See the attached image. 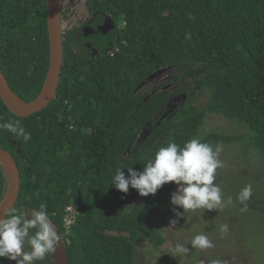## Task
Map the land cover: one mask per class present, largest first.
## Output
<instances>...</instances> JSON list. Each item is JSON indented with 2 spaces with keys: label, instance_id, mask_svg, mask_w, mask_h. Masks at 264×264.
Listing matches in <instances>:
<instances>
[{
  "label": "trees",
  "instance_id": "16d2710c",
  "mask_svg": "<svg viewBox=\"0 0 264 264\" xmlns=\"http://www.w3.org/2000/svg\"><path fill=\"white\" fill-rule=\"evenodd\" d=\"M73 1L62 0L66 29L55 98L23 118L0 97V123L18 120L31 133L25 142L0 130V149L20 172L13 209L30 213L45 204L69 264H139L142 241L164 242V208L176 184L154 195L131 187L123 193L110 184L116 168L126 176L128 167L142 171L169 141H234L200 137L209 114L241 123L264 159V0H82L83 27L68 21ZM107 22L114 29L100 47L92 45L85 28ZM49 61L46 0H0V68L26 103L40 95ZM161 76L163 83L144 89ZM172 84L182 87L169 93ZM201 92L207 97L200 107ZM174 95L181 102H172ZM6 187L0 164V203ZM68 206L78 215L66 231ZM0 264L16 262L0 258ZM35 264L55 262L49 254Z\"/></svg>",
  "mask_w": 264,
  "mask_h": 264
},
{
  "label": "rangeland",
  "instance_id": "374dc122",
  "mask_svg": "<svg viewBox=\"0 0 264 264\" xmlns=\"http://www.w3.org/2000/svg\"><path fill=\"white\" fill-rule=\"evenodd\" d=\"M68 1V0H67ZM68 21L70 25L83 26L87 17L82 0L68 5ZM63 26V30H65ZM166 76L152 80L145 86L149 91L154 85L163 83ZM182 85H169L168 92L175 94ZM172 102H181L179 95H174ZM207 93L201 92L196 97V104L202 106ZM200 137L207 134L232 137L234 141L221 143L222 151L219 160L223 164L217 169L215 183L220 186L223 198L232 197L233 203L223 210L197 209L189 210L181 217L176 211L183 213L179 206L170 202L164 208V242L159 247L142 241L137 246L139 264H213L220 260L223 264H264V159L250 145V136L246 128L238 122L228 121L216 114H209L200 130ZM252 186L253 195L247 201V211L240 212L243 207L236 199L239 191L246 185ZM128 201H132L131 193ZM177 223L170 225V220ZM227 224L228 232L221 233L219 226ZM205 234L213 247L208 249L193 248L191 240L197 234ZM183 243L188 248L187 254L173 253L172 245Z\"/></svg>",
  "mask_w": 264,
  "mask_h": 264
},
{
  "label": "clouds",
  "instance_id": "9594fccd",
  "mask_svg": "<svg viewBox=\"0 0 264 264\" xmlns=\"http://www.w3.org/2000/svg\"><path fill=\"white\" fill-rule=\"evenodd\" d=\"M185 39H191L190 33H185ZM0 130L22 137L25 142L31 140V133L18 120L0 123ZM221 151V145L213 146L198 138L188 140L183 146L169 141L143 163L142 171L128 167L126 176L123 168H116L110 184L123 193H127L131 187L139 195L148 196L154 195L162 185L173 182L178 187L171 194L170 202L184 210L182 213L173 209L177 218L189 210H223L233 203V199L228 197L225 200L222 189L215 183L217 169L223 167L218 158ZM252 195L250 184L239 191L236 199L243 205L240 212L247 211V201ZM176 223L177 219L170 220V225L174 226ZM228 230L227 224L219 226L221 233H227ZM59 242L60 236L51 223L47 206L43 203L30 213L16 209L0 213V258H7L16 264H35L46 255L54 253ZM25 243L30 250H25ZM191 245L200 249L213 247L209 237L203 233L195 235ZM172 251L187 254L189 250L185 244L177 242L172 245ZM213 264L223 262L216 260Z\"/></svg>",
  "mask_w": 264,
  "mask_h": 264
},
{
  "label": "water",
  "instance_id": "95a60500",
  "mask_svg": "<svg viewBox=\"0 0 264 264\" xmlns=\"http://www.w3.org/2000/svg\"><path fill=\"white\" fill-rule=\"evenodd\" d=\"M62 0H46L47 29L49 36L50 61L45 84L40 95L31 103L23 101L10 87L0 68V97L7 108L18 117H29L42 111L55 98L63 60V26L61 24ZM114 29L112 22H107L98 29L85 28L86 37H105V40ZM0 164L7 175V187L4 198L0 203V213L10 212L17 200L20 191V172L12 154L0 149ZM52 258L55 264H69L68 256L63 243L59 245Z\"/></svg>",
  "mask_w": 264,
  "mask_h": 264
},
{
  "label": "built area",
  "instance_id": "2783aa9c",
  "mask_svg": "<svg viewBox=\"0 0 264 264\" xmlns=\"http://www.w3.org/2000/svg\"><path fill=\"white\" fill-rule=\"evenodd\" d=\"M78 210L76 206H68L65 210V216L63 218V228L68 231L74 224Z\"/></svg>",
  "mask_w": 264,
  "mask_h": 264
},
{
  "label": "flooded vegetation",
  "instance_id": "af4514ba",
  "mask_svg": "<svg viewBox=\"0 0 264 264\" xmlns=\"http://www.w3.org/2000/svg\"><path fill=\"white\" fill-rule=\"evenodd\" d=\"M61 10H62V9H61ZM66 13H67V12H66ZM104 25H105V24H104ZM83 26H88V25L83 24ZM83 26H82V27H83ZM89 27H94V29H98V28L103 27V25H102V26H99V25H97V26H90V25H89ZM104 41H105V37H100V36H99V37H95L94 39H91V40H90V42H92L91 44L94 45V46H97V47H100V45L103 44ZM91 44H90V46H92ZM92 47H93V46H92Z\"/></svg>",
  "mask_w": 264,
  "mask_h": 264
}]
</instances>
